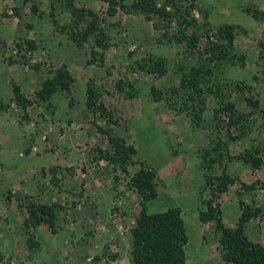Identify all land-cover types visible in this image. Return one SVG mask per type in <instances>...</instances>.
Returning <instances> with one entry per match:
<instances>
[{"label":"rangeland","instance_id":"obj_1","mask_svg":"<svg viewBox=\"0 0 264 264\" xmlns=\"http://www.w3.org/2000/svg\"><path fill=\"white\" fill-rule=\"evenodd\" d=\"M116 2L0 0V264H134L142 166L156 173L148 211L182 210L187 264H234L217 218L246 211L264 244V0H156L167 18ZM60 70L69 89L40 100ZM121 144L125 165L104 156ZM43 204L54 226L32 214Z\"/></svg>","mask_w":264,"mask_h":264},{"label":"trees","instance_id":"obj_2","mask_svg":"<svg viewBox=\"0 0 264 264\" xmlns=\"http://www.w3.org/2000/svg\"><path fill=\"white\" fill-rule=\"evenodd\" d=\"M109 1L112 5L117 3L116 0ZM134 7L147 14H158L164 18L171 15L166 7L158 6L156 0H134ZM91 30L92 28L90 27L85 31L75 32L73 37L80 36L81 39L85 40ZM220 32L222 35L230 37L232 41L231 26L221 28ZM98 42L103 44V39L100 38ZM196 42V39L193 40V44H196ZM216 56L221 57L222 55L217 54ZM155 70L164 73L166 69L162 63L158 62ZM200 74V70L192 69L191 75L193 78L185 79L184 88L197 87ZM71 80L72 77L68 71H58L55 77H51L44 82L42 89L38 91V98L40 100H49L60 86L64 89H69ZM14 94L18 103L24 106L29 103V100L21 93L19 86L14 87ZM96 97V91L90 87L88 89V105L90 107L96 104ZM157 99L159 100L160 98L158 97ZM118 148L116 157L107 153L104 156L111 160H121L122 164L125 165L128 160L132 159L131 150L124 144L119 145ZM155 177V171L142 166L132 178V185L138 190L143 199V209L131 231L132 261L134 264H187L186 245L188 236L181 208L171 207L163 211H148L147 203L158 197ZM30 209L37 221L45 220L51 226H54L56 207L43 204L32 206ZM210 209L211 211L214 210L211 203ZM251 218L250 214L243 211L234 227H226L222 219L220 217L217 218V227L222 232L220 239L222 256L227 262L234 264H264V244L252 240L246 233V223ZM201 219L204 222H210L214 217L203 212L201 213Z\"/></svg>","mask_w":264,"mask_h":264}]
</instances>
